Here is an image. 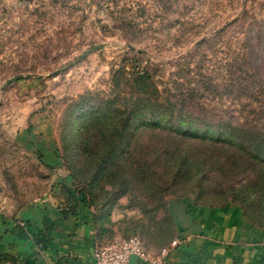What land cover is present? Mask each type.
Returning a JSON list of instances; mask_svg holds the SVG:
<instances>
[{
	"label": "rangeland",
	"instance_id": "rangeland-1",
	"mask_svg": "<svg viewBox=\"0 0 264 264\" xmlns=\"http://www.w3.org/2000/svg\"><path fill=\"white\" fill-rule=\"evenodd\" d=\"M247 11L264 23V0H0V228L23 230L26 208L73 213L86 207L102 218L101 243L137 236L157 251L175 239L170 207L189 196L197 202L199 191L164 185L162 207L134 193L104 206L115 192L107 185L110 194L91 207L67 163L75 128L69 112L88 93L109 96L123 66L127 72L146 69L163 88L191 60L195 68L200 55L190 56L201 54V42ZM114 18L128 20L134 30H119ZM97 46L102 49L83 58ZM223 50L206 52L208 74L230 62L231 52ZM17 68L28 73L7 84ZM211 104L233 108L226 98ZM203 191L201 205L226 203L211 189Z\"/></svg>",
	"mask_w": 264,
	"mask_h": 264
},
{
	"label": "trees",
	"instance_id": "trees-1",
	"mask_svg": "<svg viewBox=\"0 0 264 264\" xmlns=\"http://www.w3.org/2000/svg\"><path fill=\"white\" fill-rule=\"evenodd\" d=\"M114 20L119 30H134L128 20ZM224 48L230 62L208 74L206 52ZM197 49L201 54L190 56L200 55L195 68L189 67L191 60L161 89L146 69L127 72L123 66L113 75L109 96H82L69 112L73 117L67 122L75 128L65 148L72 153L67 163L91 207L98 196L110 194L107 185L115 192L104 206L134 193L162 207L164 185L198 190L201 205L200 194L211 189L226 203L204 206H225L231 199L264 228V23L247 11ZM25 73L17 68L6 79ZM218 98L230 100L232 110L214 107ZM93 215L100 242L102 218ZM0 264L28 263L0 253Z\"/></svg>",
	"mask_w": 264,
	"mask_h": 264
},
{
	"label": "crops",
	"instance_id": "crops-1",
	"mask_svg": "<svg viewBox=\"0 0 264 264\" xmlns=\"http://www.w3.org/2000/svg\"><path fill=\"white\" fill-rule=\"evenodd\" d=\"M170 210L183 243L168 264H264V228L239 205L204 206L189 196ZM98 243L93 211L86 207L67 217L58 209L26 208L23 230L0 228V253L28 264H94ZM131 264L147 263L133 257Z\"/></svg>",
	"mask_w": 264,
	"mask_h": 264
},
{
	"label": "built area",
	"instance_id": "built-area-1",
	"mask_svg": "<svg viewBox=\"0 0 264 264\" xmlns=\"http://www.w3.org/2000/svg\"><path fill=\"white\" fill-rule=\"evenodd\" d=\"M183 243L175 238L169 245L157 251L148 250L139 237L117 236L106 243L97 244L93 251L94 264H131L133 257L147 264H168L169 257Z\"/></svg>",
	"mask_w": 264,
	"mask_h": 264
},
{
	"label": "water",
	"instance_id": "water-1",
	"mask_svg": "<svg viewBox=\"0 0 264 264\" xmlns=\"http://www.w3.org/2000/svg\"><path fill=\"white\" fill-rule=\"evenodd\" d=\"M99 49H102V46H97L96 48L90 50L89 52H86V54L83 56V58H84L86 55H88L89 53H92V52H94V51H96V50H99ZM18 80H19L18 77L12 78V79H10V80L7 82V84L14 83V82H16V81H18Z\"/></svg>",
	"mask_w": 264,
	"mask_h": 264
}]
</instances>
